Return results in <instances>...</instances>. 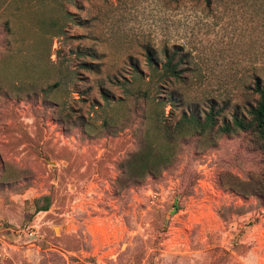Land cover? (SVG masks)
<instances>
[{"label":"rangeland","instance_id":"obj_1","mask_svg":"<svg viewBox=\"0 0 264 264\" xmlns=\"http://www.w3.org/2000/svg\"><path fill=\"white\" fill-rule=\"evenodd\" d=\"M257 78L264 0H0V264H264L249 133L175 137L159 173H123L159 121L248 117Z\"/></svg>","mask_w":264,"mask_h":264},{"label":"trees","instance_id":"obj_2","mask_svg":"<svg viewBox=\"0 0 264 264\" xmlns=\"http://www.w3.org/2000/svg\"><path fill=\"white\" fill-rule=\"evenodd\" d=\"M209 3L211 0H204ZM147 58L152 64V55L148 51ZM183 59L178 51L165 53V62L163 63L166 75L179 79L181 77L179 70ZM253 89L257 93L255 105L248 109V117L233 114L230 121H218L221 108L216 109L213 104L209 105L207 112L200 117L194 110L183 113L181 118L175 122L173 128L159 121L157 126L158 138H162L161 143L147 141L136 152L130 154L123 162V173L129 180L142 179L147 174H157L171 160L173 153L175 137L198 136L212 137L219 134H229L237 132L249 133L252 138L259 143V148L264 153V81L257 78L253 83ZM43 203H36V210H47L49 206V196L41 197ZM37 202L39 200L35 199Z\"/></svg>","mask_w":264,"mask_h":264}]
</instances>
